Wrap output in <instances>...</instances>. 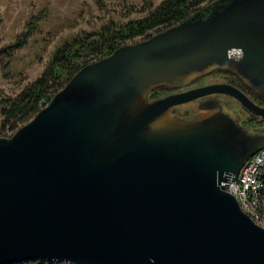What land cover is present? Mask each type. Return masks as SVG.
I'll return each mask as SVG.
<instances>
[{
    "label": "water",
    "instance_id": "1",
    "mask_svg": "<svg viewBox=\"0 0 264 264\" xmlns=\"http://www.w3.org/2000/svg\"><path fill=\"white\" fill-rule=\"evenodd\" d=\"M217 69L264 97V0L119 45L83 64L27 122L0 135V264H264V227L226 189L264 147L213 92L186 86ZM195 98L191 117L172 113Z\"/></svg>",
    "mask_w": 264,
    "mask_h": 264
},
{
    "label": "trees",
    "instance_id": "2",
    "mask_svg": "<svg viewBox=\"0 0 264 264\" xmlns=\"http://www.w3.org/2000/svg\"><path fill=\"white\" fill-rule=\"evenodd\" d=\"M224 1L226 0H161L155 6L148 2L140 11H149L141 16L123 21L111 19L98 27L77 31L65 37L54 47L42 71L18 92L8 94L0 88V128L7 125L18 128L27 122L41 108V103L49 101L83 64L107 55L119 45L137 40V37L145 38L154 31L194 16L208 14ZM25 40V37L18 36L13 42L0 46V55H10L16 48L23 46ZM163 90H152L150 96L160 95ZM12 264L74 263L35 259Z\"/></svg>",
    "mask_w": 264,
    "mask_h": 264
},
{
    "label": "rangeland",
    "instance_id": "3",
    "mask_svg": "<svg viewBox=\"0 0 264 264\" xmlns=\"http://www.w3.org/2000/svg\"><path fill=\"white\" fill-rule=\"evenodd\" d=\"M160 1L0 0V46L18 36L26 38L24 45L10 55H0V88L8 94L18 92L42 71L54 47L65 37L111 19L123 21L141 16L149 9L140 11V8L148 2L155 6ZM164 90L161 94L169 89Z\"/></svg>",
    "mask_w": 264,
    "mask_h": 264
},
{
    "label": "built area",
    "instance_id": "4",
    "mask_svg": "<svg viewBox=\"0 0 264 264\" xmlns=\"http://www.w3.org/2000/svg\"><path fill=\"white\" fill-rule=\"evenodd\" d=\"M47 102H42L41 107ZM16 129L7 125L0 135H10ZM223 183L237 197L242 208L264 227V147L245 161L236 179L229 178Z\"/></svg>",
    "mask_w": 264,
    "mask_h": 264
},
{
    "label": "flooded vegetation",
    "instance_id": "5",
    "mask_svg": "<svg viewBox=\"0 0 264 264\" xmlns=\"http://www.w3.org/2000/svg\"><path fill=\"white\" fill-rule=\"evenodd\" d=\"M216 82L232 83L238 86L240 89H242L245 93H247L254 101H256L259 104L264 105V97L257 95L253 90L248 88L245 84L242 83V81L234 73L228 70H224V69H217V70L208 72L198 77L196 80H194L190 84L183 86V87L175 88V89H169L167 90L166 93H169L171 91L183 90V89H187L190 87L201 86V85H206L210 83H216ZM160 95H163V94H160ZM160 95H157V96H160ZM211 96H218L222 99H225L227 103L236 110L238 114V118L242 124L253 126V127H263L264 126V116L258 115L250 111L237 97L229 93L213 92V93H209L207 95L202 96V98L204 99V98L211 97ZM150 97H154V96H150ZM199 100L200 98H195V99H192L186 102L174 104L171 106L170 110L172 113H176V114L186 116V117H191L199 110Z\"/></svg>",
    "mask_w": 264,
    "mask_h": 264
}]
</instances>
